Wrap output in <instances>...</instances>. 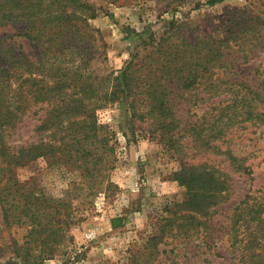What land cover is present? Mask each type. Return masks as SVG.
<instances>
[{
    "label": "trees",
    "instance_id": "16d2710c",
    "mask_svg": "<svg viewBox=\"0 0 264 264\" xmlns=\"http://www.w3.org/2000/svg\"><path fill=\"white\" fill-rule=\"evenodd\" d=\"M235 13L225 21L222 35L215 30L181 45L144 29L141 43L153 46L150 53L141 58L133 54L122 69L114 70L103 63L105 43L90 23L97 13L89 3L0 0V26H11L5 33L0 29V225L9 233L8 242H0V259L5 255L9 259L0 264H44L72 241L68 230L78 217L71 209V193L82 189L75 185L76 177L97 178L102 169L113 166L109 126L100 122L97 110L114 102L126 104L133 113L142 104L140 112L156 118L155 130H162L161 138L168 135L176 149L180 166L174 175L186 188L184 199L172 204L170 214L160 219L165 223L148 236L145 249H156L158 241H164L166 227L173 236L188 237L193 226L205 224L227 185L216 174L219 168L189 162L186 148L191 144L201 151L217 149L228 154L234 168L238 163L236 169H248L242 158L220 149L215 140L224 137L232 124L264 121V111H254L247 94H239V87L227 76L232 60L225 52L229 47L242 52L246 45L250 51L262 35L264 22L245 11ZM173 22L169 21L170 27ZM16 38L29 42L35 56L18 51L23 42ZM240 57L246 59L247 54ZM171 81L185 88L204 85L201 95L188 96L211 109L183 128L192 137L186 143L175 132L178 125L170 95L173 100L186 96L168 91ZM222 94L224 99L207 105ZM44 107L50 108L36 130L46 135L30 143H12L25 118L38 115ZM39 158L74 182L65 194L52 192L37 175L22 178L19 170ZM121 220V216L112 218V226ZM230 224L235 264H264V194H246L234 208ZM131 255L140 254L132 251Z\"/></svg>",
    "mask_w": 264,
    "mask_h": 264
},
{
    "label": "rangeland",
    "instance_id": "374dc122",
    "mask_svg": "<svg viewBox=\"0 0 264 264\" xmlns=\"http://www.w3.org/2000/svg\"><path fill=\"white\" fill-rule=\"evenodd\" d=\"M83 1L96 10L97 16L90 19V23L99 29L98 36L105 43L103 63L114 70L122 69L133 54L137 53L141 58L150 53L153 46L144 47L141 43L144 29L154 31L156 37H172L173 42L181 45L207 37L215 30L222 35L225 21L237 11H245L264 22V0H221L215 4H209L208 0ZM172 19L173 27H170ZM0 29L5 33L11 30V26H0ZM261 34L250 51L246 50L249 47L246 45L242 52L236 47H229L225 52H230L229 59L232 60L226 70L227 76L235 81L239 94H247L254 111L263 112L264 24ZM16 39L23 42L18 51L35 56L29 42ZM244 52L246 59L240 57ZM166 88L186 96L173 100L170 95L178 125L175 132L182 134L186 143L192 137L183 128L192 126L204 111H211L204 102H194L188 96L198 92L201 95L205 86L195 83L185 88L171 81ZM221 99H224L223 94L206 103L217 104ZM225 103L224 100L221 102ZM138 107L140 109L133 113L126 104L114 102L97 110L100 122L109 126L115 148L113 166L102 169L97 178L76 177L80 183L74 181L75 185L82 189H77L74 195L71 193V209L78 217L68 230L72 241L44 264H235L238 258L230 245V221L234 208L246 194H264V121L245 120L232 124L224 137L215 140L220 149H230L233 155L242 158L248 169H236L238 163H234V168L228 154L217 149L201 151L191 144L186 148L185 157L189 162H206L219 168L216 174L225 180L227 188L212 207V214L205 218V224L193 226L188 237L173 236V231L166 227L164 241H158L156 249L148 250L144 247L148 236L165 223L160 221L161 217L170 214L168 210L173 203L184 199L186 188L174 175L180 160L170 137L164 135L162 139V130L154 128L158 124L156 118L143 115L140 112L142 104ZM49 108H42L34 117H26L11 142L30 143L44 137L45 132L36 130V127ZM47 165L45 158H39L19 172L24 179L37 175L40 182L56 194L64 193L74 185ZM120 216V224L113 227L111 219ZM8 237L9 233L0 225V242L7 243ZM132 251L140 255L132 258ZM8 259L5 255L0 261Z\"/></svg>",
    "mask_w": 264,
    "mask_h": 264
}]
</instances>
